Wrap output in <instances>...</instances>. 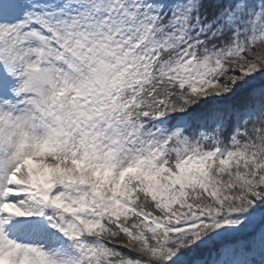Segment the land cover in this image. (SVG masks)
Returning <instances> with one entry per match:
<instances>
[{"label": "snow or ice", "instance_id": "6c2138e0", "mask_svg": "<svg viewBox=\"0 0 264 264\" xmlns=\"http://www.w3.org/2000/svg\"><path fill=\"white\" fill-rule=\"evenodd\" d=\"M264 0H0V264H264Z\"/></svg>", "mask_w": 264, "mask_h": 264}, {"label": "rangeland", "instance_id": "374dc122", "mask_svg": "<svg viewBox=\"0 0 264 264\" xmlns=\"http://www.w3.org/2000/svg\"><path fill=\"white\" fill-rule=\"evenodd\" d=\"M261 82H264V77H257L256 81H254L255 84L259 85Z\"/></svg>", "mask_w": 264, "mask_h": 264}]
</instances>
